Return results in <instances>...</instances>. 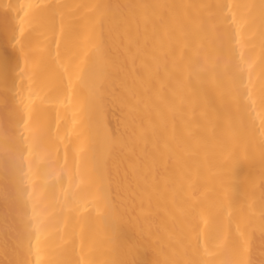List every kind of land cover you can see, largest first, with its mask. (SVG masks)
<instances>
[{
    "label": "bare ground",
    "instance_id": "1",
    "mask_svg": "<svg viewBox=\"0 0 264 264\" xmlns=\"http://www.w3.org/2000/svg\"><path fill=\"white\" fill-rule=\"evenodd\" d=\"M0 264H264V0H0Z\"/></svg>",
    "mask_w": 264,
    "mask_h": 264
}]
</instances>
